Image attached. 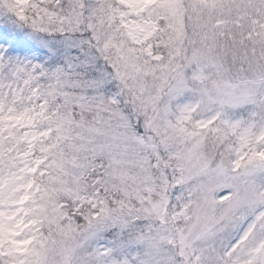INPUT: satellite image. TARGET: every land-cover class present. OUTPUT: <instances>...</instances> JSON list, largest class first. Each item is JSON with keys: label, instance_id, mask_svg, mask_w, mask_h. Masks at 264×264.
<instances>
[{"label": "snow or ice", "instance_id": "obj_1", "mask_svg": "<svg viewBox=\"0 0 264 264\" xmlns=\"http://www.w3.org/2000/svg\"><path fill=\"white\" fill-rule=\"evenodd\" d=\"M0 264H264V0H0Z\"/></svg>", "mask_w": 264, "mask_h": 264}]
</instances>
